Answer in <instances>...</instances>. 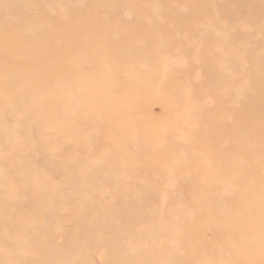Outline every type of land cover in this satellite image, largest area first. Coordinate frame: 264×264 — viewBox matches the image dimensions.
I'll return each mask as SVG.
<instances>
[{
    "label": "rangeland",
    "instance_id": "rangeland-1",
    "mask_svg": "<svg viewBox=\"0 0 264 264\" xmlns=\"http://www.w3.org/2000/svg\"><path fill=\"white\" fill-rule=\"evenodd\" d=\"M0 264H264V0H0Z\"/></svg>",
    "mask_w": 264,
    "mask_h": 264
}]
</instances>
